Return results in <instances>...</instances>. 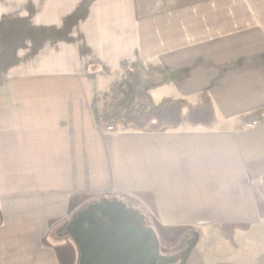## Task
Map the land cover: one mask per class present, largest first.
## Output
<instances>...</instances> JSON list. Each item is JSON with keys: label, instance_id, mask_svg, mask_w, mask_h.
Segmentation results:
<instances>
[{"label": "crops", "instance_id": "0c3cea01", "mask_svg": "<svg viewBox=\"0 0 264 264\" xmlns=\"http://www.w3.org/2000/svg\"><path fill=\"white\" fill-rule=\"evenodd\" d=\"M227 25L264 27V0H0V264H78L68 229L96 197L156 221L159 242L258 232L264 37L225 36ZM127 65L150 75L151 99L206 92L217 126L105 131L103 78ZM246 114L258 121L239 129Z\"/></svg>", "mask_w": 264, "mask_h": 264}, {"label": "water", "instance_id": "95a60500", "mask_svg": "<svg viewBox=\"0 0 264 264\" xmlns=\"http://www.w3.org/2000/svg\"><path fill=\"white\" fill-rule=\"evenodd\" d=\"M145 224L138 210L116 197L90 203L75 214L68 229L78 264H174L177 257L160 254L156 235ZM186 252L179 264L186 261Z\"/></svg>", "mask_w": 264, "mask_h": 264}, {"label": "rangeland", "instance_id": "374dc122", "mask_svg": "<svg viewBox=\"0 0 264 264\" xmlns=\"http://www.w3.org/2000/svg\"><path fill=\"white\" fill-rule=\"evenodd\" d=\"M254 8L255 7L252 6V10H254ZM248 9H250V7ZM255 28L260 29H254V33L243 34V31L241 30L242 28L239 29L237 26L227 25L224 35L226 36L228 33H230L229 37H245L251 36V34H253V37H264V27L255 26ZM4 39H9V37H4ZM4 63L5 59L3 58L0 62V66ZM126 67L139 70V68L135 65H127ZM117 77H121L119 81H117ZM143 80L145 83L146 94L152 104L158 106L164 102H160L158 100L164 96L168 97L169 95H172L171 92L162 90L158 92L156 97H154L153 92V99H151L149 94L150 75H143ZM110 85H118V87L123 91L120 100L114 104L115 107H128L133 102L134 94L131 91V86L126 79L124 70L122 74L113 75L111 78L106 80L103 78L102 91L104 93L107 92L110 88ZM119 129L128 130L124 127V125L120 126ZM149 222L154 227V223H156V221H152V219L149 218ZM260 222L263 224L264 219L260 218ZM255 227L256 228H254L253 231L258 232L247 234H245L246 232L243 231L252 229L238 228L235 229L237 232L231 234L220 233L219 231H215L213 227L189 229L186 232L184 231V233L179 231L178 234L176 233V235L161 233L162 237L161 242L159 243L162 244L161 249L164 251V255H173L176 253L172 252L180 250L185 252L187 251V258L184 264H264V224L261 225V227ZM182 229L183 228L180 230ZM186 233L189 237H184Z\"/></svg>", "mask_w": 264, "mask_h": 264}, {"label": "trees", "instance_id": "16d2710c", "mask_svg": "<svg viewBox=\"0 0 264 264\" xmlns=\"http://www.w3.org/2000/svg\"><path fill=\"white\" fill-rule=\"evenodd\" d=\"M124 73L134 94L133 102L128 107L114 106L123 93L118 85H111L108 91L103 93L100 98L99 122L105 131L114 130L119 123L148 133H158L181 126L203 130H213L217 126L216 109L206 92L201 94L198 102L190 105L171 99L157 106L150 102L146 94L142 72L125 67ZM257 121L253 114L243 115L239 119L238 128L247 129Z\"/></svg>", "mask_w": 264, "mask_h": 264}, {"label": "flooded vegetation", "instance_id": "af4514ba", "mask_svg": "<svg viewBox=\"0 0 264 264\" xmlns=\"http://www.w3.org/2000/svg\"><path fill=\"white\" fill-rule=\"evenodd\" d=\"M145 225L147 226V224H145ZM149 225H150V224H149ZM160 249H161V247H160ZM163 252H164V251L160 250V253L163 254ZM183 252H184V251H182V250L173 252V253H176V254H174V255L177 257V261H176V263L179 261V256H181Z\"/></svg>", "mask_w": 264, "mask_h": 264}]
</instances>
